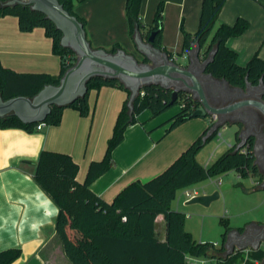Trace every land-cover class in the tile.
<instances>
[{"label":"trees","instance_id":"1","mask_svg":"<svg viewBox=\"0 0 264 264\" xmlns=\"http://www.w3.org/2000/svg\"><path fill=\"white\" fill-rule=\"evenodd\" d=\"M5 1L7 0H0V17L8 14L17 16L22 31L44 27L46 33L53 39L54 50L62 58V68L58 75L20 73L5 68L0 62L2 97L4 99L19 95L33 97L47 84L58 85L77 56L74 50L62 45V31L43 12L33 9L29 4L3 5ZM58 1L84 24L87 33L86 19L78 15L74 9L76 0ZM142 1L126 0L130 33L134 36L138 29L145 38H149L155 31L153 44L165 50L162 44L164 3L159 2L153 22L147 25L141 15ZM226 1L203 0L198 31L192 33L183 29V51L191 50L195 41L204 48L205 58L216 49L206 72L216 78L227 80L230 85L244 87L247 81L259 84L261 79L264 82V60L255 55L246 65H240L237 63L236 52L226 43L230 36L239 35L248 28L249 22L246 19L240 17L232 25L220 24L213 33ZM88 40L91 42L89 37ZM92 46L98 48L93 44ZM120 48L124 49L120 43H116L107 50L114 52ZM168 53L172 58L175 57L173 52ZM106 84H120L126 89L128 97L118 116L113 135L108 141L104 158L91 162L85 180L78 181L79 164L70 154L43 150L36 162L34 179L59 207L55 224L63 251L72 264H184L186 254L202 256L217 251L212 241L198 242L194 239L186 228L185 213L173 209L172 203L180 189L212 176L231 170H236L241 176L260 174L255 162L253 138L247 141L246 152L235 151L234 144L209 166H205L199 161L198 154L210 139L206 142L203 140L208 127L164 171L146 181H133L122 189L113 201H106L92 190L91 184L114 165L113 151L124 140L126 129L138 122L139 114L150 109L157 116L179 103V100H183L186 106L181 107L180 111L168 120L169 132L194 118L192 113L200 105L188 92H180L177 100L171 104V89L159 84H148L135 97L133 113L130 114L128 101L131 92L118 79L94 77L89 81L88 89ZM69 106L77 108L82 115H87L88 93L77 98ZM65 107L53 105L45 120L46 124H60ZM36 125L37 123H24L14 114L0 116V126L3 128L18 127L35 131ZM216 134L217 131L214 136ZM160 214L164 215L166 221L164 239H161L157 232V217ZM229 229L230 227H226L225 238ZM223 249L224 246L221 250ZM21 253V248L1 250L0 264H13ZM263 254L264 251L260 250L255 252L254 256L259 258ZM235 259L236 256L228 257L225 264H231Z\"/></svg>","mask_w":264,"mask_h":264},{"label":"crops","instance_id":"2","mask_svg":"<svg viewBox=\"0 0 264 264\" xmlns=\"http://www.w3.org/2000/svg\"><path fill=\"white\" fill-rule=\"evenodd\" d=\"M161 1L162 44L165 51L186 62L183 29L198 31L203 0H143L141 15L147 25L153 22ZM74 9L86 19L87 34L94 46L110 49L120 43L126 51L139 56L130 33L126 0H76ZM240 17L249 26L243 33L230 36L227 46L236 52L240 65H246L255 55L264 60V0H227L213 33L220 24L232 25ZM200 57L204 60V48ZM0 62L20 73L58 75L62 68V58L45 28L22 31L18 17L10 14L0 17ZM87 93V115L66 106L60 124H47L40 131L0 126V251L21 248L22 253L13 264H72L56 231L59 207L36 182L34 171L43 150L63 152L79 164L77 179L83 182L91 162L104 158L128 93L120 84L102 85L88 89ZM178 111L169 110L157 116L150 109L140 113L138 122L126 129L124 140L114 149V165L92 182V190L111 202L133 181L149 180L173 163L207 128L206 120L192 118L167 132L168 120ZM232 127L236 133L237 126ZM259 175L264 181V176ZM180 200H174L173 209L182 210L179 206L184 202ZM185 215L191 217L187 212ZM158 222L163 227L164 239L163 214L157 217ZM233 229L236 228L230 227L229 231ZM221 246L226 249L224 244Z\"/></svg>","mask_w":264,"mask_h":264},{"label":"water","instance_id":"3","mask_svg":"<svg viewBox=\"0 0 264 264\" xmlns=\"http://www.w3.org/2000/svg\"><path fill=\"white\" fill-rule=\"evenodd\" d=\"M17 3L29 4L33 9L40 10L51 19L63 33L62 45L74 50L77 59L62 76L58 85L47 84L33 97L19 95L4 99L0 94V116L14 114L24 123L45 121L53 105L69 106L88 92L89 81L98 76L118 79L130 90L128 101L130 114L133 113L135 97L148 84H159L171 89V104L177 100L180 92L191 93L193 98L200 103L193 111L192 117L206 118L213 114L218 117L203 136L204 142L211 139L219 128L227 124L237 125V121L228 122L224 119V116L233 110L249 105L264 115V90L263 94L257 98H246L225 105H215L210 101L202 80V73L230 85L227 80L216 78L206 72V67L215 55L216 49L202 60L201 46L198 41H195L193 48L183 57L186 62H180L181 57L172 58L167 51L153 44L155 31L150 34L149 38H145L138 29L133 37L138 54L142 55L141 58L122 48L114 52L101 47L95 48L88 40L84 24L76 16L70 14L58 0H7L3 2V5ZM196 66H200L199 71L195 69ZM247 85L251 83L247 81ZM260 85L264 87L262 79ZM236 133L240 140L234 150L238 151L246 145L247 137H244L239 130ZM230 187L231 183H222L220 188L194 196L186 201V204L209 205L220 197L222 190ZM261 187L264 188V181ZM254 223H259V221H253L247 225ZM237 235L241 236L238 228L228 232L227 241L224 243L226 255L230 254L235 246L243 248L250 245L257 248L264 240L263 236L256 242L243 243L235 238Z\"/></svg>","mask_w":264,"mask_h":264},{"label":"rangeland","instance_id":"4","mask_svg":"<svg viewBox=\"0 0 264 264\" xmlns=\"http://www.w3.org/2000/svg\"><path fill=\"white\" fill-rule=\"evenodd\" d=\"M139 58L142 55L139 54ZM180 62L183 60L180 59ZM183 100L171 107L169 110L181 109ZM165 113V112H164ZM206 120L207 128L210 127L208 117H194ZM228 129H223V137L233 144H237V134L229 124ZM229 149L227 142L222 141L219 136L209 139L198 154V159L202 164H211L219 156ZM222 178L223 183H231V187L221 191L218 199L209 205L201 203L185 204L186 189H197L199 194L210 192L221 185L213 180ZM262 176H241L236 170H231L221 175L212 176L191 186L182 188L178 191L177 198H180V208L182 212L191 214L186 217V226L194 239L198 242L218 241L220 246L224 244V233L226 227H242L253 221H264V188H258L254 181L262 180ZM263 181V180H262ZM176 203V201H174ZM175 206V204H174ZM157 232L160 238L164 237V230L161 223L157 224ZM212 264V262H210Z\"/></svg>","mask_w":264,"mask_h":264},{"label":"flooded vegetation","instance_id":"5","mask_svg":"<svg viewBox=\"0 0 264 264\" xmlns=\"http://www.w3.org/2000/svg\"><path fill=\"white\" fill-rule=\"evenodd\" d=\"M195 69L199 71L200 66H196ZM202 80L210 101L215 105L234 103L246 98H257L263 94L264 90L260 83L246 84L244 87L233 86L214 80L203 73ZM224 119L228 122L237 121V129L244 137H247V141L253 138L255 161L260 173L264 176V115L255 107L248 105L227 113ZM240 234L241 236L237 235L235 238L243 243L258 241L264 236V221L241 228ZM258 264H264V254L258 258Z\"/></svg>","mask_w":264,"mask_h":264},{"label":"built area","instance_id":"6","mask_svg":"<svg viewBox=\"0 0 264 264\" xmlns=\"http://www.w3.org/2000/svg\"><path fill=\"white\" fill-rule=\"evenodd\" d=\"M181 106L182 107L186 106V103L183 102ZM208 118L210 120V125H212L218 119L216 114L209 115ZM46 125L47 124L45 121L38 122L35 127V130L40 131ZM226 126L227 125L219 128L216 134V136H219V138H221V140L225 142L227 141L223 137V129H225ZM228 145L230 148L234 146L230 142H228ZM240 150L242 152H246L247 145L242 147ZM213 181L217 183L218 185H221L223 183L222 178L215 179ZM254 183L257 184V186H261L263 181L257 180V181H254ZM185 194L187 197L184 201L186 202L189 199L193 198L194 196L199 195V191L197 189H194V190L186 189ZM213 247L217 249V251L211 252L208 255L199 256V255H193V254H186L184 264H211L210 262H212V264H225L227 258L233 257V256H236V259L231 264H258V258L254 256V253L264 249V240L260 243V245L257 248H254L250 245L243 247V248L239 246H235L232 252L228 255L225 254L226 249L221 250L222 246H220V243L218 241H213Z\"/></svg>","mask_w":264,"mask_h":264}]
</instances>
